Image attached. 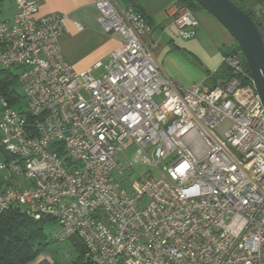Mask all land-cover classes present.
<instances>
[{
    "label": "built area",
    "instance_id": "built-area-1",
    "mask_svg": "<svg viewBox=\"0 0 264 264\" xmlns=\"http://www.w3.org/2000/svg\"><path fill=\"white\" fill-rule=\"evenodd\" d=\"M13 1L0 72H16L27 110L0 94V213L53 220V242L83 247L66 264H264V104L242 53L225 56L233 76L213 89L177 83L143 40L144 15L95 0L102 30L123 38L95 77L64 58L66 15ZM256 17L264 29V8ZM175 25L189 40L199 22L179 5ZM133 146L153 147L159 174L127 190L115 173Z\"/></svg>",
    "mask_w": 264,
    "mask_h": 264
},
{
    "label": "crops",
    "instance_id": "crops-1",
    "mask_svg": "<svg viewBox=\"0 0 264 264\" xmlns=\"http://www.w3.org/2000/svg\"><path fill=\"white\" fill-rule=\"evenodd\" d=\"M9 1L16 8L14 1ZM36 1L41 16L56 12L68 17V30L61 37L60 46L64 58L77 72L94 73V64L106 60L123 41L121 35L106 34L102 30L95 0ZM115 2L121 9L132 7L144 15L151 32L143 40L154 51L162 73L168 78L180 84H199L207 89H213L230 78L231 72H224L227 68L224 58L237 50L235 40L205 10L194 12L199 22L197 34L185 40L180 37L175 25L176 11L180 5L177 0ZM16 12L17 8L11 20L3 21L12 22Z\"/></svg>",
    "mask_w": 264,
    "mask_h": 264
},
{
    "label": "trees",
    "instance_id": "trees-1",
    "mask_svg": "<svg viewBox=\"0 0 264 264\" xmlns=\"http://www.w3.org/2000/svg\"><path fill=\"white\" fill-rule=\"evenodd\" d=\"M180 5L190 8L193 12L204 9L193 0H177ZM236 3L247 14L256 19V11L264 8L263 0H231ZM245 66L250 69L247 62ZM224 72H231L230 68ZM233 76L231 72L230 78ZM18 83V76L14 71L0 72V94L4 96L13 106L20 104L21 96L15 91L14 86ZM0 150L4 152L0 144ZM5 154V152H4ZM7 158V157H6ZM5 158V160H7ZM1 188V184H0ZM55 223L49 218L34 220L28 217L19 208H10L0 213V264H62L58 260L45 256L50 240L45 234V226ZM71 243L80 254L83 247L76 239Z\"/></svg>",
    "mask_w": 264,
    "mask_h": 264
},
{
    "label": "rangeland",
    "instance_id": "rangeland-1",
    "mask_svg": "<svg viewBox=\"0 0 264 264\" xmlns=\"http://www.w3.org/2000/svg\"><path fill=\"white\" fill-rule=\"evenodd\" d=\"M264 2V0H263ZM16 8H14L13 3L9 0H5L0 3V21L3 20H11L13 18V13ZM14 11V12H13ZM257 12V11H256ZM236 43V49L240 52L239 46ZM241 54V52H240ZM103 73L102 70H96L93 73V76L99 77ZM186 85V84H183ZM193 85V84H191ZM189 86V85H187ZM15 91L21 96L20 104L18 105V109L23 107V109L27 110L26 104L27 101L24 97V92L19 83L14 86ZM158 100H160L158 98ZM1 106V104H0ZM1 108V107H0ZM231 122L226 121L218 130L217 135L224 139L226 131H228L231 127ZM5 160V154L0 150V163H3ZM154 160V149L152 146H149L144 151L137 147H131L127 151H125L121 157L119 158V166L121 170H125L123 174L115 173V179L118 183L122 185V188L129 190L133 183H138L141 180H144L152 175H158L159 171L154 170L151 166L152 161ZM170 168V164L163 163L160 165L159 170H167ZM60 229L59 225L56 223H48L45 226V234L50 240V244L47 247L45 256L50 259L58 260L62 264H66V256L70 254L73 257H76L78 254L76 248L69 241L60 245L59 243H55L52 241V234L58 232Z\"/></svg>",
    "mask_w": 264,
    "mask_h": 264
},
{
    "label": "water",
    "instance_id": "water-1",
    "mask_svg": "<svg viewBox=\"0 0 264 264\" xmlns=\"http://www.w3.org/2000/svg\"><path fill=\"white\" fill-rule=\"evenodd\" d=\"M215 17L237 42L264 104V29L231 0H193Z\"/></svg>",
    "mask_w": 264,
    "mask_h": 264
}]
</instances>
